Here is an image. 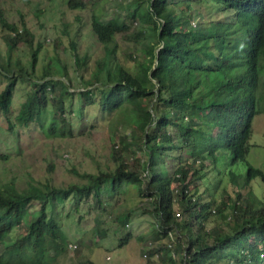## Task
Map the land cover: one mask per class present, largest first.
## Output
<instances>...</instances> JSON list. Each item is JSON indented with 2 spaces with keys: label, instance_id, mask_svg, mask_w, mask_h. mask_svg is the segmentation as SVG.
<instances>
[{
  "label": "trees",
  "instance_id": "16d2710c",
  "mask_svg": "<svg viewBox=\"0 0 264 264\" xmlns=\"http://www.w3.org/2000/svg\"><path fill=\"white\" fill-rule=\"evenodd\" d=\"M67 6L87 9L81 0ZM124 6V17L92 16L102 57L92 62L70 43L81 90L59 55L42 59L45 46H36L23 16L11 23L0 7V119L10 135L37 128L45 139H71L84 124L94 128V115H86L93 108L102 117L122 116L129 128L113 147L114 167L77 173L82 184L0 186V264H60L69 244L58 208L104 211L125 188L150 223L137 236L136 210L125 211L114 231L118 248L135 239L147 258L164 264H264V169L247 160L255 119L264 114V0H128ZM132 29L140 46L128 53L135 72L114 57L117 37L130 38ZM54 46L59 50V42ZM20 85L27 94L15 115ZM224 157L229 166L245 164V177L231 171L225 180L218 173L216 184L206 185Z\"/></svg>",
  "mask_w": 264,
  "mask_h": 264
},
{
  "label": "rangeland",
  "instance_id": "374dc122",
  "mask_svg": "<svg viewBox=\"0 0 264 264\" xmlns=\"http://www.w3.org/2000/svg\"><path fill=\"white\" fill-rule=\"evenodd\" d=\"M68 1L0 0V7L11 23L19 24L23 16L27 27L35 35L36 46L39 43L45 46L42 59L59 55L60 61L68 66L74 81V89L81 90L82 82L76 74L70 43L77 44L78 54L80 56L87 54L92 62L102 57L103 48L91 33L92 16H101L104 20L124 17L126 15L124 5L128 0H81L87 6L84 11L70 10L67 6ZM39 12L41 14H38ZM66 26H69L68 36L63 33ZM78 29L81 31L80 36H76ZM134 33L135 30L132 29L130 38L118 36L114 52L115 60L131 68L133 72L136 71L137 63L130 61L128 53H138L140 48ZM1 37L0 31V50L4 52L5 45ZM55 42H59V50L55 49ZM25 55L26 51L22 53L24 59H26ZM4 86L5 81L0 80V92ZM26 94L27 90L20 85L14 102L15 115L24 102ZM88 114L94 115L92 118L88 116L92 119L94 128H90V124H84L83 127L78 128L73 138L63 140L45 139L37 128L20 129L18 135L13 136L8 133L6 121L0 119V156L7 157L6 160L0 161V186L14 183L19 190H24L32 181L35 185L50 183L56 187H67L85 182L77 176V173L97 174L113 168L115 165L112 158L113 147L118 146L120 136L129 128L122 116L102 117L97 108L87 111L86 115ZM251 144L253 147L248 155V162L264 169V114L255 119ZM231 171L245 177L246 166L243 163L229 166L228 158L224 157L218 169L211 172L205 180L206 185L210 183L215 185V177L218 173H222L227 180V174ZM257 183L259 180L254 182ZM230 194L235 195L232 190ZM39 203L35 202L34 207H38ZM106 203L108 204L104 211H89V207L84 206L80 214L71 210L73 208L71 204L58 208L56 219L61 223L69 244L68 255L60 264H81L86 261L94 264H164L158 257L151 260L147 258L145 246L135 239L128 246L118 248V238L114 231L118 228L117 218L125 211L136 210L134 222L140 227L135 230V235L148 232L149 229L150 220L147 216H143L134 192L125 188L120 196H115L114 200ZM103 233L107 236L102 237ZM161 244L162 241L159 240L153 246L158 248ZM75 246L77 253L73 250Z\"/></svg>",
  "mask_w": 264,
  "mask_h": 264
}]
</instances>
